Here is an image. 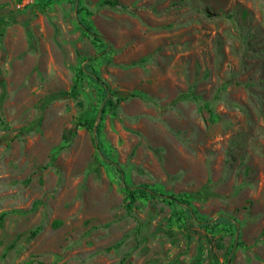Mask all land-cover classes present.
<instances>
[{
  "label": "rangeland",
  "instance_id": "374dc122",
  "mask_svg": "<svg viewBox=\"0 0 264 264\" xmlns=\"http://www.w3.org/2000/svg\"><path fill=\"white\" fill-rule=\"evenodd\" d=\"M106 1L0 0V264H264V0Z\"/></svg>",
  "mask_w": 264,
  "mask_h": 264
},
{
  "label": "trees",
  "instance_id": "16d2710c",
  "mask_svg": "<svg viewBox=\"0 0 264 264\" xmlns=\"http://www.w3.org/2000/svg\"><path fill=\"white\" fill-rule=\"evenodd\" d=\"M104 4L105 5H109V6H116L117 5V0L106 1V2H104ZM79 21H80L82 27L88 33V35L93 39V41L98 42V43L104 42V39L92 27L83 24V21L80 20V18H79ZM83 70L87 71V66ZM94 78L96 80H98L95 76H94ZM102 85L104 86L106 93L103 96L104 97V99H103L104 100V105H103V107L101 109V113L105 114L108 109H110V110L115 112L117 107L119 106V104L122 101L126 100L127 98L126 97H120V98H117V99L114 100L113 97H109L107 95L109 90L105 86V84L102 83ZM185 97L186 96H181L180 99H183ZM90 122L91 121H87V122H84L83 124H79V125L87 127L88 125H90ZM118 171H120V170H118ZM124 190H125V194H126V202L128 203V209H130V210L133 208L134 204L138 201V199H146L149 196H152V197H156V196L165 197L166 196V195L160 194L157 190H154V189H152V188H150L149 186H146V185L140 186V187H132L129 184L125 183ZM173 200L177 201L175 198ZM185 207H186V209H190L189 206H185ZM208 224H209V222H208ZM208 224H206V225L208 226ZM216 224H219V221L216 222L214 225H216ZM209 225H211V224H209ZM34 234H35V232L33 233V235Z\"/></svg>",
  "mask_w": 264,
  "mask_h": 264
},
{
  "label": "water",
  "instance_id": "95a60500",
  "mask_svg": "<svg viewBox=\"0 0 264 264\" xmlns=\"http://www.w3.org/2000/svg\"><path fill=\"white\" fill-rule=\"evenodd\" d=\"M96 134H95V132H94V136H95ZM237 237H239V233H237ZM230 261V260H229Z\"/></svg>",
  "mask_w": 264,
  "mask_h": 264
}]
</instances>
